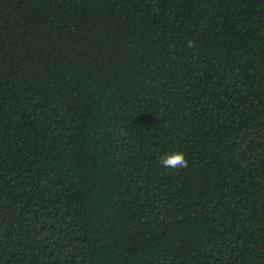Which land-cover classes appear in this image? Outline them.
<instances>
[{
	"label": "trees",
	"instance_id": "obj_1",
	"mask_svg": "<svg viewBox=\"0 0 264 264\" xmlns=\"http://www.w3.org/2000/svg\"><path fill=\"white\" fill-rule=\"evenodd\" d=\"M0 264H264V0H0Z\"/></svg>",
	"mask_w": 264,
	"mask_h": 264
},
{
	"label": "clouds",
	"instance_id": "obj_2",
	"mask_svg": "<svg viewBox=\"0 0 264 264\" xmlns=\"http://www.w3.org/2000/svg\"><path fill=\"white\" fill-rule=\"evenodd\" d=\"M187 163V160L183 156L176 155L162 158L159 161L158 167L164 174H175L181 169L186 168Z\"/></svg>",
	"mask_w": 264,
	"mask_h": 264
}]
</instances>
